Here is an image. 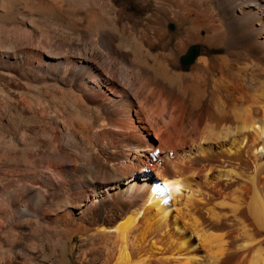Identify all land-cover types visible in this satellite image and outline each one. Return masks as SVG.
I'll return each mask as SVG.
<instances>
[{"label":"bare ground","instance_id":"1","mask_svg":"<svg viewBox=\"0 0 264 264\" xmlns=\"http://www.w3.org/2000/svg\"><path fill=\"white\" fill-rule=\"evenodd\" d=\"M0 74V264H264V0H0Z\"/></svg>","mask_w":264,"mask_h":264},{"label":"rangeland","instance_id":"2","mask_svg":"<svg viewBox=\"0 0 264 264\" xmlns=\"http://www.w3.org/2000/svg\"><path fill=\"white\" fill-rule=\"evenodd\" d=\"M138 5H140V7L143 6L142 4H138ZM118 13H119L118 27L124 33L125 36H129L128 35L130 32L129 26L131 23L128 22L127 17H131V16L127 15L124 11H122L121 8L118 9ZM161 46L162 45L156 44L154 47L155 52H158V50H163L162 49L163 46L162 47ZM180 62L185 64L183 60H181ZM13 85H15L13 81H7V78L5 79V77L0 74V133H4L6 135L7 134L10 135V133L14 134L17 132L18 134H21V131L22 133H25L24 131L28 133L31 130V128L34 127L33 122L27 118L26 107L29 97L25 93H22V91L20 93L18 86L16 85L13 86ZM9 87L14 88L15 90L13 89L10 90ZM144 132L147 134V138L152 142L153 144L152 147L154 149L159 147L158 145H160V142L157 140L155 131L150 128H147L144 129ZM36 230L38 233L37 232L35 233L38 234L39 237H41V239L43 238L45 240V237H43L42 235V229L37 228ZM78 242H79V238H76L74 242L68 244V251L72 252V259L70 260L69 264H77L75 257L77 255L78 249L75 245L78 244Z\"/></svg>","mask_w":264,"mask_h":264},{"label":"snow or ice","instance_id":"3","mask_svg":"<svg viewBox=\"0 0 264 264\" xmlns=\"http://www.w3.org/2000/svg\"><path fill=\"white\" fill-rule=\"evenodd\" d=\"M165 187H167V186H165Z\"/></svg>","mask_w":264,"mask_h":264}]
</instances>
